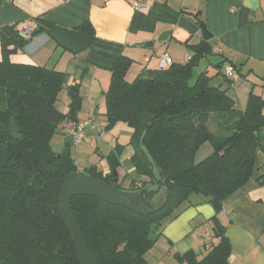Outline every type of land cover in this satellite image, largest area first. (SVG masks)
<instances>
[{
	"label": "trees",
	"instance_id": "1",
	"mask_svg": "<svg viewBox=\"0 0 264 264\" xmlns=\"http://www.w3.org/2000/svg\"><path fill=\"white\" fill-rule=\"evenodd\" d=\"M91 28L89 22L81 26L83 31ZM39 31L32 29L21 41L0 39V264H80L60 206L62 184L78 168L66 152L71 142L58 153L50 144L64 121H77L79 84L66 86L65 72L11 59ZM189 47L187 61L146 70L132 81L125 79L129 59L120 56L111 67L104 92L105 129L117 122L132 129L133 171L119 179L122 148L116 145L106 155L109 172L91 164L82 173L135 191L155 187L152 165L156 175L162 173L167 198L155 212L136 213L94 196H72L71 209L92 264H146V254L166 223L194 202H208L219 212L223 201L253 175L264 96L250 91L240 108L230 93L235 79L220 70L232 66L238 77L242 74L239 67L225 64L226 58L215 64L214 75L204 70L190 82L193 68L213 54V45L202 39ZM65 86L69 103L63 113L56 102ZM209 121L223 132L211 131ZM206 142L211 152L195 162ZM257 183L264 185V174ZM211 220L218 239L212 249L202 258L190 250L176 255L177 260L227 264L231 247L224 226L215 216Z\"/></svg>",
	"mask_w": 264,
	"mask_h": 264
},
{
	"label": "crops",
	"instance_id": "2",
	"mask_svg": "<svg viewBox=\"0 0 264 264\" xmlns=\"http://www.w3.org/2000/svg\"><path fill=\"white\" fill-rule=\"evenodd\" d=\"M132 1L0 0V39L6 36L21 41L30 35L23 34L27 24L40 30L11 59L65 72L66 86L79 84L82 101L77 121H89L85 127L88 140L106 136L104 92L114 62L120 56L131 61L125 77L157 69L158 52L183 63L191 55L189 45L203 39L201 23L212 35V52L240 69L242 76L232 77L235 84L243 81L234 94L239 107H245L250 91L264 96V0H144L143 10L133 8ZM87 22L92 28L83 31L81 26ZM66 86L56 102L63 113L69 103ZM67 123L58 127L64 140ZM122 124L115 123L108 130L111 139L101 145L108 153L116 145H124L118 143L123 133L128 137L119 157V179L133 171L130 157L135 152L130 143L132 129ZM258 136L261 144L255 153L254 172L245 185L223 201L219 212L208 202L186 207L163 227L146 254V264H186L176 255L190 250L202 258L218 240L211 220L214 216L224 226L231 247L227 264H264V185L257 183V177L264 174V127ZM101 146L96 143L84 151L89 155L84 168L96 164L109 172L108 162L98 163L95 154L104 152ZM75 151L72 157L77 164L80 152Z\"/></svg>",
	"mask_w": 264,
	"mask_h": 264
},
{
	"label": "water",
	"instance_id": "3",
	"mask_svg": "<svg viewBox=\"0 0 264 264\" xmlns=\"http://www.w3.org/2000/svg\"><path fill=\"white\" fill-rule=\"evenodd\" d=\"M200 26L202 38L204 40H210L212 35L207 31L206 27L202 23ZM162 40L163 39H158V41ZM64 142H72V135L69 134L65 138ZM66 152L70 154L69 149H66ZM150 170L153 175L152 165ZM114 175H116V172H114ZM153 178L156 183L154 188H143L135 191H127L116 188L113 185L105 183L82 172H72L66 176L62 184L60 206L71 232L72 240L74 242L80 264H92V259L84 236L81 233L71 209V197L75 195H89L97 197L111 204L120 205L136 213H151L159 210L165 204V200L167 198V193H165L164 197L161 196L160 198L156 199V196L162 187V173H160L159 178H156L154 175Z\"/></svg>",
	"mask_w": 264,
	"mask_h": 264
},
{
	"label": "rangeland",
	"instance_id": "4",
	"mask_svg": "<svg viewBox=\"0 0 264 264\" xmlns=\"http://www.w3.org/2000/svg\"><path fill=\"white\" fill-rule=\"evenodd\" d=\"M221 60V58H220V56L218 55V54H215V53H213V54H209V55H207L206 57H203L200 61H199V63L193 68V77L190 79V82H193L194 81V79H195V77L201 72V71H204V70H207V72H208V74H210V75H214L215 73H216V71H217V69H216V67H215V64L218 62V61H220ZM225 69H226V67L225 66H223L222 68H221V72H225ZM136 77V73L134 74V75H132V74H128L127 75V77H125V79L127 80V81H132L134 78ZM222 78V76H215L214 78H213V80H212V82H217L219 79H221ZM241 82H243V81H239L238 83H234L235 85H233L234 87H235V89L234 88H231L230 89V93L234 96V94H235V90L237 91L238 90V85L239 84H241ZM238 104V103H237ZM57 106L58 107H61V103H58L57 104ZM120 124L121 125H119V126H124V124H122V122H120ZM115 125V124H114ZM113 125V126H114ZM209 128H210V130L211 131H217V133L218 134H221L222 132H223V130H220L219 128H218V125H216L215 123H214V121H209ZM105 126H106V124H105ZM112 128V127H111ZM110 128V129H111ZM110 129H108V130H110ZM108 130H104L103 131V133H104V136H105V138H90L89 140L87 139L86 141H83V142H81V143H79V145L77 144V145H74L75 143L74 142H71V144L69 145V147H68V149L70 150V152H71V154H72V156L74 157L75 156V149L77 148L78 150H79V152H80V154H79V156H78V159H77V165H78V171H82L83 169H84V164L83 163H85V162H83V161H85V159H89V155L88 154H85L84 153V151H87V149L89 148V146L91 145L92 146V148H94L95 147V145H96V143H99L100 144V146L101 145H103L104 144V141L107 139V140H109V139H111V134L110 133H108ZM105 132H107V133H105ZM106 140V141H107ZM127 140H128V137L123 133L121 136H120V139H119V142L118 143H121V144H124V145H119V146H121V148H122V153H123V150H124V148L126 147V142H127ZM126 143V144H125ZM50 144H51V147H52V149L55 151V152H61V151H63L64 150V146H65V143H64V139L61 137V135H59V133H56L52 138H51V142H50ZM101 150L102 151H104V152H98V154L97 153H95L97 156H98V163H100V162H102L103 160H106L107 162H108V160H107V158H106V155L109 153H107V151H108V149L107 150H105V149H103V146H101ZM211 152V146H210V144L207 142L206 144H204L201 148H200V150L197 152V154H196V156H195V162H197V161H199V160H201V159H203L206 155H208L209 153ZM121 153V154H122ZM102 154H104L105 156H104V159H103V156H102ZM92 157H94V156H92ZM83 158V159H82ZM82 159V160H81ZM96 159V158H95ZM103 163V162H102ZM88 165V164H87ZM100 165V164H99ZM89 166V165H88ZM115 171H113V173H114ZM153 175L156 177V178H159V176H160V173L158 174V175H156V173L153 171ZM165 193H166V191H164V190H162V188H161V190L159 191V193L157 194V196H156V199L157 198H160L161 196H165Z\"/></svg>",
	"mask_w": 264,
	"mask_h": 264
},
{
	"label": "built area",
	"instance_id": "5",
	"mask_svg": "<svg viewBox=\"0 0 264 264\" xmlns=\"http://www.w3.org/2000/svg\"><path fill=\"white\" fill-rule=\"evenodd\" d=\"M144 0H133L132 5L133 8L137 10H143L145 9L144 5ZM32 27L30 25H25L23 27V34L24 35H29L32 31ZM215 51H220L218 48H215ZM190 56L186 58V61L189 59ZM156 58L158 61V68L159 69H165L167 68L171 63L172 59L166 52H158L156 54ZM226 72L228 76L230 77H236V73L234 72V69L232 66H229L226 68ZM89 121L88 120H81V121H69L66 125V130L65 133L67 135L71 134L72 135V142L75 144H78L82 142L83 140L87 139V134L85 132V127L88 125Z\"/></svg>",
	"mask_w": 264,
	"mask_h": 264
}]
</instances>
